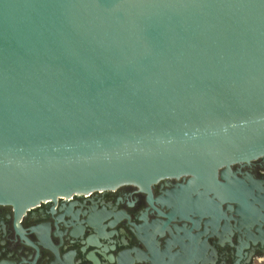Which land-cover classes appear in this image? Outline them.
I'll return each instance as SVG.
<instances>
[{"label": "water", "instance_id": "water-1", "mask_svg": "<svg viewBox=\"0 0 264 264\" xmlns=\"http://www.w3.org/2000/svg\"><path fill=\"white\" fill-rule=\"evenodd\" d=\"M264 157V0H0V205Z\"/></svg>", "mask_w": 264, "mask_h": 264}, {"label": "flooded vegetation", "instance_id": "flooded-vegetation-1", "mask_svg": "<svg viewBox=\"0 0 264 264\" xmlns=\"http://www.w3.org/2000/svg\"><path fill=\"white\" fill-rule=\"evenodd\" d=\"M190 176L0 205V264H257L264 261V157Z\"/></svg>", "mask_w": 264, "mask_h": 264}, {"label": "rangeland", "instance_id": "rangeland-1", "mask_svg": "<svg viewBox=\"0 0 264 264\" xmlns=\"http://www.w3.org/2000/svg\"><path fill=\"white\" fill-rule=\"evenodd\" d=\"M255 262H257V264H264V261H262V262L255 261Z\"/></svg>", "mask_w": 264, "mask_h": 264}]
</instances>
